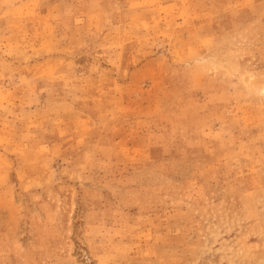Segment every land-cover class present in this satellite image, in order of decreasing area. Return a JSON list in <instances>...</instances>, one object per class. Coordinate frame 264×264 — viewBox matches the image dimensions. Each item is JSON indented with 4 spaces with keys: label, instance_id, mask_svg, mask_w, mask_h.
Instances as JSON below:
<instances>
[{
    "label": "rangeland",
    "instance_id": "374dc122",
    "mask_svg": "<svg viewBox=\"0 0 264 264\" xmlns=\"http://www.w3.org/2000/svg\"><path fill=\"white\" fill-rule=\"evenodd\" d=\"M0 264H264V0H0Z\"/></svg>",
    "mask_w": 264,
    "mask_h": 264
}]
</instances>
